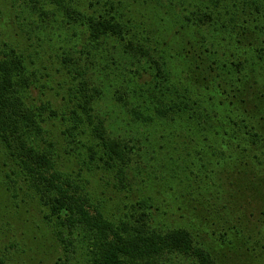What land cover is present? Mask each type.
Wrapping results in <instances>:
<instances>
[{"label": "trees", "instance_id": "trees-1", "mask_svg": "<svg viewBox=\"0 0 264 264\" xmlns=\"http://www.w3.org/2000/svg\"><path fill=\"white\" fill-rule=\"evenodd\" d=\"M23 3L0 38V264H264V0Z\"/></svg>", "mask_w": 264, "mask_h": 264}, {"label": "rangeland", "instance_id": "rangeland-1", "mask_svg": "<svg viewBox=\"0 0 264 264\" xmlns=\"http://www.w3.org/2000/svg\"><path fill=\"white\" fill-rule=\"evenodd\" d=\"M24 1H27V0H0V38H1V40L5 41V42H8V41H13V42L19 41L20 38L25 35V33H23V29L28 30V28L26 26L22 25V23H25L24 19L26 18L25 15L21 12L22 9H23V4H24L23 2ZM59 42H60V40L57 41L56 43H59ZM57 51H58V49H57ZM53 60L56 63L57 67L60 68L59 65L62 64V63H60L59 60L57 62L55 56H54ZM61 68H62V66H61ZM53 87L55 88L56 86L53 85ZM56 88H58V87H56ZM55 100L57 101V104H59L60 100H62V96L56 97ZM110 104H112V103L109 102L108 100L106 101V103H103V105H105L106 107H108ZM56 126L57 127L55 129H53V131L55 132L56 135L62 136L63 128H61L59 125H56ZM141 148L143 150L145 148V146L142 147V145H138V144L135 145L134 144V150H132L130 157H135L137 155H140L142 153L141 152ZM68 152H69V150L67 149L64 152V154L62 153L60 155H62L64 158L70 159L71 156L67 155ZM69 154H71V153H69ZM150 156H151V154L149 156H147L146 158L149 159L150 163H151L152 159H150ZM72 160H73V165L76 166L78 163L76 162L75 159H72ZM69 162H67V164H69ZM79 167H80V165L77 166V168H79ZM147 170L148 169H145V171L142 170L141 173L136 172L137 173L136 179L131 177L132 182L136 181L138 183L139 180H147V174L148 173L149 174L152 173V170H149V171H147ZM101 176H103V175H101ZM110 177L108 176L109 179L105 178V182H109L110 183V185H108L105 188H103L105 190V192L107 193L106 197H109V198H111V199H113L115 201H118L124 195L130 194V199H127L126 202H133L134 203V202H137L139 200V198H140L139 191H137L136 186H134L132 189H129V190L127 188L126 190H128V192H123L121 194V192H118V191H124V190H119L118 188H115L114 186H116L117 182L115 181V178H112V177L110 178ZM98 185L100 187V183L99 184L98 183H93L92 188L93 187L94 188H98L97 187ZM130 210H131V208H130ZM30 212H31V214H34V218H36V220L39 219V217H40L39 212L35 211V209H33V208H31ZM155 213H156V211H155ZM171 215L172 214H170L169 217L162 216V215L161 216L156 215L155 219L158 216V217H160V220L163 223L164 222L168 223V224L169 223H172V224L178 223L176 221L171 220ZM44 227H45V225H44ZM33 230L35 232L34 235H38V237L41 235L40 234V230H38L37 227H35V225H34V229ZM43 231H45V228H44ZM43 234H44V232H43ZM45 245L50 250L52 249L51 251L53 253L57 252L60 255L63 254V250L64 249L61 248L60 244L58 243L56 238L53 237V235L50 236V238L48 239L47 243H45ZM86 261H87V257L80 258V262L84 263ZM163 264H192V262L188 261V260H185L183 258H177V257L173 256L172 258H170L169 261H167V262H165Z\"/></svg>", "mask_w": 264, "mask_h": 264}]
</instances>
